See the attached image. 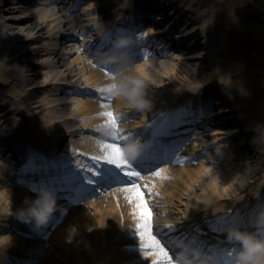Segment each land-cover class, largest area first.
<instances>
[{"label":"bare ground","instance_id":"1","mask_svg":"<svg viewBox=\"0 0 264 264\" xmlns=\"http://www.w3.org/2000/svg\"><path fill=\"white\" fill-rule=\"evenodd\" d=\"M14 1L15 0H0V81L4 85L10 87L9 94L13 97L12 100H15L11 109L6 110L7 108L3 109L0 106V128L5 134L12 135L16 127L12 124H16V121H18V138L30 144L28 148L32 150L34 149L33 146H40L43 149H54L60 144H64L66 145L65 151L68 153L74 152L73 147H75L77 154H83L81 158L83 162L77 160L80 155L73 156V161L77 166L72 167V171L85 170L84 166H88L85 162L86 159L89 157L96 158V152L100 154H115V148L117 149L116 146L109 143L107 140H100L97 138L100 134H105L104 137L106 139L113 136L111 134L112 128L115 127V120L111 119L110 111L104 110L105 104H99L96 98L87 95L85 98H80L76 101V110H71V106L69 110V101L66 97L69 93L68 91L53 93L58 95V97L56 95V98L50 96L52 95L51 93L49 96L41 98V100L38 99L45 85H48L54 78L59 79V76L61 77V75L65 74L64 70H66L68 76L72 77L69 79L70 83H77L79 78L84 76V81L88 83L87 86L92 85L93 87L99 88L101 89V93H105V90H109L112 78L92 65L90 60L86 59L81 53L75 55L74 58L68 62V56L66 55L68 53L67 39L63 35L59 38V32L57 33V31H53L55 34H53L54 36L51 38L57 41V43L54 41L56 43L55 49L48 47L49 41L45 42V44L40 47H29L28 49H25V47L21 48L24 46L20 41L22 38L23 42H41L45 38V31L55 30V27L58 26L55 22L59 19L55 17V14L59 13L60 16H65V19L67 18V24H64H66V26L70 25L73 30H76V28L80 29V22H82L83 19L79 16L70 18L62 2L58 5V12L54 14V12H51V10L45 6L35 8L33 6L35 0H18L19 3H14ZM92 1L97 3L96 8L99 6L98 10L96 9L97 11H100L102 14L110 12L109 14H105L107 19L103 20L104 23L110 21L111 26H113L111 36L112 39H114L115 35L122 31L120 24L125 22V18L121 17L118 22H116L112 18L115 12H112L110 9L112 7L114 8L117 2L120 1V3H122L123 0H116L115 3H113V0ZM139 1L140 0H125L124 3H122L124 4L123 7L132 8V15H137L136 20L138 24L148 21V14H151L149 13L150 11L147 12L148 7L160 9L167 6L169 7L170 5V13L165 14L163 18L161 17L163 19L161 23L163 27L157 30L150 27V31L147 33L149 35H155V40H159L161 37L162 39L164 38L163 41H169L171 38L169 37L167 29L171 30V33L176 31L175 34L177 38L173 40L180 41L174 45L177 50L181 51L180 63L178 67H171L169 66V61L166 59L148 58V62L145 63L146 67L149 69L148 73L141 70L140 65L132 66L119 74L113 81H117L119 85L128 87L129 85H133L132 82L134 79L142 80L143 84L138 86L140 89L139 95L142 97L149 95L146 89L147 85L156 86L160 82H166L164 84L166 85L165 91H162L158 97L151 98L149 101L140 100V102H143L142 106H146V103L150 102L147 105L148 108L158 111L159 113L169 109H176V105L182 104L184 98H188V100L191 99L192 102H187L185 107L193 108L191 110L192 112L193 110L196 111L198 109L196 105H194L196 94L198 93L199 95L203 91L205 92L206 89H208V91L215 90L216 95L219 94L217 96L218 104H220L223 109L222 107L219 109L215 108L216 103H208L207 107L211 110L209 112L212 115L219 114L218 116H220V118L218 120L224 124V122H227V118V120H229L236 114H240L243 117L242 122L246 123L250 131H252L250 132L251 134L254 133V136L257 134L262 135L261 137L258 135L259 137L254 140L255 144L233 141L235 139L234 133L231 131L233 126L230 125L231 121H228L225 128L230 131V136H228L227 132L223 129L217 131H220L224 135L223 137H228L233 143L234 148H236L235 150L238 151V158L234 168L235 172H227L223 167L220 168L219 163H209L207 166H204L202 162L199 161L196 164L187 163L181 168L171 164L161 166V168L158 169L159 171L156 172V177H150L151 179L149 178L145 184V187L150 193L152 191L158 193L156 191H159L160 188H164V198H153V200L156 201L154 209L159 208V203L166 206L162 208V212L165 215L158 218L159 224L157 227L160 233L163 232L161 224L167 227L170 226L171 230L182 233H185L184 226L194 229L191 222H182V218H190L193 220L192 222L199 220L202 222H211L209 219H214L212 225L224 222V220L218 218L217 215L214 214L216 212L225 211L226 208L231 205L230 203L226 204L224 200H230V198L235 196L237 198L249 199V197H246L250 195V192L244 193L243 195L245 196H243L241 195L243 192L242 190L248 187H254L255 182L251 183L253 182L252 179L255 178V175L260 171L261 166H263L264 94H261V91H264V85H262L264 82V75H261L258 71H254L257 75H255L256 78L254 81L253 70L255 69H251L250 67V58L255 55V59H253L255 63L261 62L262 66H264V50L262 49L264 47V0H252L245 9L240 7V4H237L233 8L231 15L218 4H213L211 0H208L206 4H202L200 0H158L162 4H156V0H148L147 5L140 3L139 8H135L136 2ZM236 3H238V0H236ZM87 4L89 8L92 7L91 2ZM117 9V13H121L123 16L127 13V11H121L122 8ZM175 9L176 12H174ZM213 10H217L216 13L218 16H216L215 13L213 14ZM17 12L24 13V16H20V19L17 16ZM144 12L147 14L143 15ZM5 13H11L12 15L5 16ZM230 17L232 24L228 21ZM70 27L69 29H71ZM85 29L87 30L88 27ZM231 29L233 30L235 39L233 44L234 52H231V42H227V47H224L223 42V37L229 39V37L233 35L229 34ZM25 31L31 34L26 39L24 38V33H27ZM217 31L223 32L225 36L220 35ZM142 34L141 32H137V34H128L126 37H118V39L124 43L134 41V43L138 45L139 40H137V37ZM131 36L135 37L132 38ZM43 53L51 57L47 58L48 67L53 68L54 65V68L57 70L55 75H50V71H47L48 73L43 74L41 80H36L37 78L31 77L28 74L29 71L32 73V76L38 75L39 72L35 68V63H33V66H30L32 63L28 64L26 62V64H23L21 61L25 62V59L27 61H31V59L34 60ZM76 66L77 69L82 67L79 72L73 71V68L75 69ZM77 69L75 70L77 71ZM248 75L251 78H247ZM200 77L204 78L206 86L201 87L204 80L196 82V79ZM164 78H167V80ZM248 80L252 82L250 83ZM47 81L48 84L45 83ZM174 81H177V84H175ZM194 83H198V85H194ZM56 84L59 85V82ZM217 84L220 85L218 92L215 89V87L218 88ZM249 84H251V91L248 89ZM12 85L20 86L13 88ZM161 85L160 83V86ZM257 89L262 90L256 92ZM169 90H171V92H168ZM133 93V89H126L125 92L119 95L114 104L116 117L131 112V108L136 109V97L134 96L133 98ZM235 103L237 104L236 107L231 109L229 105L233 106ZM139 105L140 104H138V106ZM213 107L214 109L212 110ZM227 109H229V112H226ZM70 113H72V115L65 118V115ZM185 116V119L188 117L191 119L190 121H192L195 115L193 116V113L190 114L188 109H186ZM75 117H81V119L83 118L82 120H85L82 122L84 125L81 128L84 130L80 132V136H78L79 132H74L73 134L71 131L75 130L64 127L65 124H63L64 122L66 123L73 120ZM12 119L14 120L13 122ZM135 123L137 125L132 127L133 129H138L144 125L148 126L147 129L150 130L153 127H158L160 122L148 121L144 124L143 121L136 120ZM132 128L129 127L126 129V137H129V135L133 133L131 132L133 130ZM89 129H92V132L90 131L91 133H89ZM93 130H96V134L93 133ZM223 131L225 132L223 133ZM69 136H71V144L66 143V140H68L66 138ZM126 137H124V140L127 139ZM204 138L205 136L202 134L200 138L197 139L203 143ZM5 139L6 138L0 137L1 146L7 145V143H5L7 140ZM72 144L76 146H72ZM227 145L228 144H224V147ZM198 147L197 141L188 143L181 153L183 156H191L196 153L199 149ZM23 149L26 148L23 147ZM232 155L234 154H229V157L231 158ZM118 159H121V157ZM208 159L211 161L212 158ZM261 159L262 162H260ZM2 163L3 162L0 160V176L3 177V179L8 178L11 168L9 164L3 163L2 165ZM231 164L234 165L233 163ZM230 174H234V176L229 178ZM169 175L171 179H169ZM206 177H215L216 180H223L221 191L222 195L226 196L225 198L220 194L214 196L212 192L205 196H199L198 192H193L194 187L191 189L192 192L189 191L187 183L191 178L195 181L197 178L202 181L205 180ZM15 180L16 177L11 176V179L8 180L10 183L5 182V184H2L4 189L0 192V222L3 223L0 225L2 226L0 229H6L3 225L10 224L11 221L16 223L15 226L14 223H12V227L9 228V230L13 232L0 235V264H102L97 263V259H99L97 254L101 253V255H103L105 252L102 249L92 253L90 251L92 248L89 247L88 249V247H86L87 251L84 253V256H80V259L73 257L72 254L74 250H78L80 244H85L86 241L90 242L91 236L87 235L85 232L93 226L90 222L91 219L103 223L101 227H104L105 230L115 231L118 229L119 231L126 217L115 214L111 200L114 201L116 206V197L120 196V194L122 195L125 189L119 188L115 190L114 194H111V196L106 194V196L101 199L91 201L84 206L76 207L69 206L71 200L64 201L57 195L53 196L54 198L51 199L40 198V195L33 192L30 193L24 188L19 187ZM171 182H174V184H171ZM215 184L218 186L220 183L216 182ZM262 185L263 183L261 182L258 184V187L262 188ZM195 188H197L196 185ZM126 191L133 194L130 199L134 198V192L131 188H127ZM140 199L136 200L135 205H130L127 197L125 198L124 206L129 204V208L123 207L128 217V226H130L129 222H131V224L137 223V219L132 213L137 212V215H139L137 210L141 203V201H139ZM49 202H54V210L46 214V219H41L34 210L43 211ZM11 203L14 207L12 209H6L7 207L9 208ZM219 203L223 204L217 206ZM68 207L70 208L66 211ZM179 207L182 208L183 211H180ZM89 208H91L96 215L88 216L91 212ZM140 211H142V209ZM194 213H197V215L193 216ZM64 214H66L67 219H63V224H57V221L61 220ZM203 215L207 216L204 217ZM236 215L239 214L236 213ZM42 229L50 230L51 234L46 238L41 237L38 232ZM91 230H93V228H91ZM3 232H5V230H3ZM23 235H34L36 238L28 239ZM188 240H190V238H188ZM148 243H152V241H148ZM155 245L156 243H154V250H152V252L155 253V259L160 260L161 264H167L168 262L165 254L160 249H157ZM118 246L119 244H115L113 246L114 248L111 250L107 248L109 254L106 253L107 258H104V261L112 264H148V259L141 254V251L122 252V254L128 253V257L125 259L118 257L120 253ZM63 249L67 252V259L65 261L63 260ZM60 258L63 260L61 263L58 262ZM253 258L260 260L261 264H264V251L261 250L255 253Z\"/></svg>","mask_w":264,"mask_h":264},{"label":"rangeland","instance_id":"2","mask_svg":"<svg viewBox=\"0 0 264 264\" xmlns=\"http://www.w3.org/2000/svg\"><path fill=\"white\" fill-rule=\"evenodd\" d=\"M202 1V4L204 3V4H206V3H208V0H201ZM252 0H238V3H236V0H211V2L213 3V4H218L220 7H222L223 9H225V11L229 14V15H231V12L233 11V8L235 7V5H237V4H240V7H242L243 9H245V8H247L248 7V4H249V2H251ZM46 8H48L49 10L51 9V6H49V7H46ZM214 12H213V14L215 13L216 14V16H218L217 15V13H216V11L217 10H213ZM18 14H17V16L21 19V17L20 16H24V13H21V12H17ZM5 16H9V15H12L11 13H5L4 14ZM23 18V17H22ZM11 20H13V19H11ZM228 21H229V23H231L232 24V20H231V17L228 19ZM225 25H226V23H225ZM25 32H27V31H25ZM217 33H219L220 35H223V36H225L224 35V33L223 32H221V31H217ZM229 34H233V35H231V37H229V39L228 38H226V37H223V42H224V47H227L228 46V43H230V45H231V52H234V47H233V44H234V33H233V30L231 29V31H230V33ZM31 34H29L28 32L27 33H24V38L26 39L27 37H29ZM46 39L47 38H45L44 39V41L43 42H35V41H29V42H23V38L20 40L23 44H24V46H22L21 48H23V47H25V49H28L29 47H36V46H41V45H43V43H45V41H46ZM227 39V40H226ZM228 42V43H227ZM263 50H264V47L262 48ZM261 49V50H262ZM75 55H77V54H72L71 55V57H70V60H72L73 58H74V56ZM180 53H175V54H173V55H171V56H166L167 58H166V60H168L169 61V66H171V67H178V65H179V63H180ZM50 56H48V55H42L41 56V58L40 59H35L36 60V65H37V70L39 71V75H36V76H31V77H35V78H37L36 80H41L42 78H43V74H45V73H48L47 71H50V72H53V73H50L49 72V74L50 75H53V74H55V71H56V69H54V68H49V67H47V62H48V59L47 58H49ZM249 58H250V55H249ZM253 59H255V55L253 56V57H251L250 58V67H251V69H255V70H253V72L255 71H258V72H264V69L263 68H261V67H263L262 66V64H261V62L259 63V62H256L255 63V61L253 60ZM32 61V60H31ZM40 61H43V63L45 64V66H44V64H41L40 63ZM23 64H26V63H23ZM144 63H141V65H143ZM139 65H140V63H139ZM28 66V65H27ZM138 66V65H137ZM26 68H28V67H26ZM36 68V67H35ZM141 68V70H144L146 73H148L149 72V69L148 68H146V66H142V67H140ZM36 70V69H35ZM43 71H45V73L43 72ZM254 72V76H253V78H254V81H255V75H256V73ZM28 73L30 74V72L28 71ZM257 76V75H256ZM39 78V79H38ZM202 78L203 77H200V78H198V79H196L197 81H199V80H202ZM247 78H251L249 75L247 76ZM164 79H166L167 80V78H164ZM252 80V79H251ZM249 81V80H248ZM253 81V80H252ZM251 81V82H252ZM175 82V84H177V81H174ZM250 82V81H249ZM250 82V83H251ZM160 83L162 84L161 86H160ZM158 85H156V86H150V85H147L146 86V89L148 90V92L149 93H152V94H150V97L151 96H154V95H156V96H159L160 94H161V92L162 91H165V86L166 85H164L166 82H160ZM251 84H249L248 85V89H249V86H250ZM262 85H264V82L262 83ZM54 87L55 86H51V85H49L48 87H46V88H43V90H42V92H41V95L39 96V100H41V98H44V97H46V96H49L50 94H51V92L52 91H54L53 89H54ZM257 88V87H256ZM45 89H47V90H45ZM260 90H262V89H257V91L256 92H260ZM255 92V91H254ZM261 94H264V91H261ZM51 96V95H50ZM135 97H136V99H137V101H140V98H139V94L138 93H135ZM54 98V97H53ZM146 99V98H145ZM76 103L77 102H75L73 105H71L70 104V106H71V109L72 108H75L76 107ZM69 106V107H70ZM214 131V130H213ZM215 134H213V135H211L209 138H211V137H213ZM218 137V136H217ZM208 137H207V140H210ZM220 146V145H219ZM216 149H219V148H216ZM229 154H233L231 151H229V150H226V151H223V154L222 155H220L219 157H218V160L220 161L219 163H221L222 164V167H225L224 168V170H226L227 172H235V159L233 158V155H232V157L229 159ZM0 160H1V158H0ZM227 160V161H226ZM4 163V162H3ZM3 163H2V165H3ZM230 163H233L234 165H232V164H230ZM202 164L204 165V166H207L208 165V163L207 162H202ZM227 164H229V166L227 165ZM198 166V165H197ZM176 172H178V171H176ZM238 173V172H237ZM232 176H234V174H230V177L229 178H231ZM169 177V179H171L170 178V175L168 176ZM200 180H198V178H197V180L195 181L193 178H191L189 181H188V183H187V188L189 189V191L191 190V189H193V187H194V192H198V195L199 196H202L203 194L204 195H206V194H208V193H211L212 192V195H214V196H216V195H222V191H221V187H222V182H223V180L222 179H218V180H216L215 179V177H206L205 178V180H202V181H200ZM168 182H170V181H168ZM167 182V183H168ZM216 182H218V183H220L218 186H216ZM199 183V184H198ZM2 184V183H1ZM0 184V192L4 189V186L3 185H1ZM168 184H170V183H168ZM171 184H174V182H171ZM195 184H198V186H197V188H195ZM163 187V186H162ZM192 187V188H191ZM163 189L164 188H161V190L163 191ZM104 195V194H103ZM99 199H101V198H99ZM140 201V200H139ZM183 202H185V201H183ZM118 203H119V205H121V206H123V207H127V208H129V204L127 205V206H124L125 205V199H123V197L120 195V196H118ZM11 206H14V205H11ZM8 208V207H7ZM123 211H124V213L126 214V212H125V209L123 208ZM96 215V214H95ZM88 216H91V215H89L88 214ZM126 218H128V217H126ZM130 218V217H129ZM141 220H142V218H141ZM91 224L93 225L92 227H90L89 229H88V231H86L85 233L87 234V235H89V236H91V238H90V242H87L86 241V245L85 244H80L79 245V248H78V250H74V253L72 254L73 255V257H75V258H78V259H80L81 257L80 256H84V253L87 251L86 250V247H88V249H89V247L90 248H92V250H90L92 253H94L95 251H100L101 249L103 250V251H105V252H107L108 250H107V248L108 247H112V245L111 244H113L114 242H117L116 241V236H120L121 234L119 233L120 231H123V233L126 235V237H128V238H131L132 237V233H133V231H132V229H130V228H128V226L127 225H124V226H122V227H120V229H119V231H118V229H116L115 231H110V230H105V228L104 227H101L102 225H103V223L102 224H99V223H96V220L95 219H91ZM59 224H63V220H60L59 221ZM101 227V228H100ZM91 228H93V230H91ZM118 233V234H117ZM47 234H48V232H47ZM118 236V237H119ZM119 239L121 240L122 238L121 237H119ZM89 243V244H88ZM109 249V248H108ZM104 252V253H105ZM123 252H125V251H123ZM63 260L65 261L66 259H67V257H66V255H67V252H66V250L64 251L63 250ZM62 253H61V255H62ZM75 254V255H74ZM127 254L128 253H126V254H122V253H119V255H118V257H121V258H123V259H125V258H127L128 256H127ZM97 256H98V258L100 259H97V263H105V264H108V262H106V261H104L105 259H104V254L103 255H101V253H98L97 254ZM109 257H110V255H109ZM86 258V257H85ZM62 260V258H60L59 259V261L58 262H62L63 261ZM88 260V259H87ZM73 261V260H72ZM62 264H64V263H62ZM109 264H112V263H109ZM116 264H119V263H116ZM124 264V263H123Z\"/></svg>","mask_w":264,"mask_h":264},{"label":"snow or ice","instance_id":"3","mask_svg":"<svg viewBox=\"0 0 264 264\" xmlns=\"http://www.w3.org/2000/svg\"><path fill=\"white\" fill-rule=\"evenodd\" d=\"M146 35L147 34L145 33V36ZM69 38L72 39L76 37L73 36ZM143 58L144 57H142V59ZM105 71H108V69H105ZM85 94L91 95L104 103L109 102L108 96H102L101 89L93 87L92 85L88 86V90H85ZM115 98L116 97L114 95H111V100L114 101ZM112 115L116 116V113L114 110L112 112ZM120 122H121L120 118L117 117V123L119 124ZM125 132H127V130H125ZM93 133L96 134V130H93ZM116 155L119 156V146H117ZM156 167H158V165L147 168L144 171H140L139 176L134 175L132 177H128V173L124 172L123 175L125 177H128V179L123 182H118L120 187L125 189L124 192L127 194V199L130 205H135L136 200L142 197L141 203L139 205V209L137 210L139 212V215H137V212H133L132 215L136 217L138 221L136 235L141 238V246H142L141 254L146 259H148V264H161L160 260L155 259V253L151 251L155 241L159 240V237L157 236V232H156L155 210L153 208V205L150 199V197L153 196V193H150L147 190V188L145 187V184L140 180V176L147 175L149 171H154ZM127 188H131L133 190L134 198L130 199V197L133 194L127 192L126 191ZM141 209L142 211H140ZM141 217H142V220H141ZM148 241H152V243H148ZM160 244L163 245L162 240L160 241ZM163 248L167 253V257H171L172 253H171V250L167 248V245H163ZM172 258L174 259V257Z\"/></svg>","mask_w":264,"mask_h":264},{"label":"clouds","instance_id":"4","mask_svg":"<svg viewBox=\"0 0 264 264\" xmlns=\"http://www.w3.org/2000/svg\"><path fill=\"white\" fill-rule=\"evenodd\" d=\"M134 90L143 84L142 80H133ZM54 210V202H49L43 211L34 210L40 216L41 219L47 218V213ZM232 236L240 241H243L244 248L240 253V264H261V261L254 259L255 253L264 250V240L257 239L254 235L250 233H245L243 231L234 230Z\"/></svg>","mask_w":264,"mask_h":264}]
</instances>
